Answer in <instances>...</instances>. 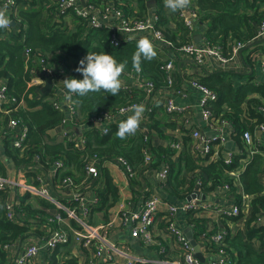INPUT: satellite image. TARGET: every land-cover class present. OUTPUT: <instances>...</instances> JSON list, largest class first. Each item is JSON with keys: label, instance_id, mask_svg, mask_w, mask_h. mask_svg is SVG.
I'll use <instances>...</instances> for the list:
<instances>
[{"label": "built area", "instance_id": "2783aa9c", "mask_svg": "<svg viewBox=\"0 0 264 264\" xmlns=\"http://www.w3.org/2000/svg\"><path fill=\"white\" fill-rule=\"evenodd\" d=\"M0 1L2 8L6 7L7 11L13 12L16 10V0ZM48 8L51 9L50 11L53 14L54 21H57L60 17L73 14L88 29L107 30L109 34L108 43L112 48H120L125 43H137L141 37H147L155 46L157 54L162 57L163 65L161 69L165 74V88L163 91L158 89L152 81L146 79L142 71L137 72L134 69L125 70L120 77L122 80L121 90L128 96V101L120 106L105 108L98 113L92 114L87 120L89 126L94 128V130L97 129L101 134H107L112 125L118 126L120 119H125L128 115L132 114L130 108L133 104H143L145 106L146 111L143 114L142 120L152 114L154 108L165 112L171 120H186L190 113V108L175 104L171 95H185L179 89L178 85L180 82L182 83L189 79L191 80V84L202 92L200 108L205 124H203L204 130H191L194 148L198 154L207 158L210 163L218 160L219 152L228 138L225 130L227 127H232V124L223 114L218 116L215 113L213 104L218 101L216 93L200 83V74L192 77L188 75L183 70L182 62H189L196 70L209 64L210 67H207V69L212 70V72L217 70L227 71L231 64L230 62L240 56L246 44L240 41L230 42L228 44L229 52L226 55L223 53L222 45L218 43H208L206 41L204 46H198L194 42V35L192 33H189L187 39L181 44H175L168 41L161 28H159L160 18L157 14H147L144 16L127 14L122 7L109 5L108 0L98 2L89 0H80V2L77 0H51ZM173 16L176 21L182 22L191 32L194 30L192 20L199 21L200 18L195 5L193 7L189 5L186 9L173 13ZM12 23L14 25L4 30L7 32L13 31L14 33L19 32V24L13 20ZM254 32V42L264 39V19L257 25ZM23 61L29 74L27 87L28 89H32L34 94L32 100L42 99L41 88L44 86L46 78L51 80L53 89V83H57L66 74V64L57 61L55 66L48 67L44 56L32 51L30 48L24 49ZM257 85L259 84L257 83ZM31 94L28 95V98H30ZM52 106L55 110L63 112V107L60 103L52 101ZM25 108L26 103L24 98L9 96L7 93V84L3 83L0 85V145L5 148V143H7L9 149L18 151L19 158L29 156L31 159L30 164L25 162L17 165L14 162L18 168L17 174L22 173L21 170H23L24 175L30 181L29 183L20 179L18 180L15 175L0 174V193H3V191H9L10 193L4 202L6 219L14 224L23 226H26L27 222L31 223L30 233L20 243L17 241L3 246V250L8 257L6 264H30L36 259L39 247L33 243H25L21 255L14 261H10L12 248L17 249L21 247L26 238L32 237L44 238L45 247L52 253L51 262L55 260L57 264H63L65 260L73 258L69 256L62 261L60 260V254L58 252L57 255L53 256L57 250L67 246L70 241L74 245H78L80 251L87 259V264H100L99 259L105 253L119 256L123 261L122 264H149L150 260L146 258L142 259L130 253L128 245L110 241L108 234L113 229L114 224L117 223L120 227L128 228L134 240L142 236L145 243H150L151 235L156 226L158 214L160 213V205L163 204V201L156 196H143L138 212L132 213L129 209H122L114 220L111 219L99 226H91L89 223V210L83 208L82 213H78L82 197L79 194H75V189L78 186L86 187L88 185H84V183L88 179L93 181L94 178H97L100 169L108 163V159L100 161L96 156H85L83 158L85 161L84 183L76 184L71 176H62L67 171V168L61 159L54 160L50 164L49 158L44 154L43 144L39 146H29L27 144L28 128L22 119L17 117V111ZM67 108L71 112L76 110L73 104L72 106L67 105ZM122 109L124 110L123 112L121 111ZM63 118L59 122L63 138H65V141L71 142L77 150L84 151L86 144L85 136L80 135L74 138L73 131H70L66 127L68 120ZM105 129H107V133H105ZM256 129L264 133V123L256 125ZM205 130L214 131L216 136L208 139ZM242 137L245 152L252 156L256 153V148L252 145L250 134L245 131ZM148 140V131L144 129L145 143ZM168 144L174 150L179 148L176 141H169ZM149 153L150 151L146 147L144 150V164L146 168L149 167L151 161ZM227 155L223 163L226 166H231L233 164V156L230 152H227ZM0 161L2 160L0 159ZM110 162L122 171L128 182L133 181L136 177V172L133 171L130 164L124 158L117 157L112 160L110 159ZM49 164L54 169L56 175H59L57 188L62 192L71 194V197L66 199L67 206H63L59 198H51L48 195L45 185H50L51 182L46 177L45 167ZM203 166L204 164L197 168L194 189L179 207L185 215H194L198 218L208 215L210 212L222 210L198 198H190L188 200L192 195L200 191L202 193V190H204L203 181L199 176ZM168 174L169 169L166 167L159 173V177L162 180H166ZM230 174L232 177H235L232 185L224 183L215 186H222L226 191H229L234 186L239 187L238 174L235 172H231ZM35 183H38V185ZM207 186H211V183H208ZM26 193L30 195V200L32 198H39L47 202L48 205L53 204L57 209H63L66 219L69 220L68 223L65 224L66 219L61 214H47L49 216L47 223L53 225V227H49L39 223L38 216H33V219H29L24 213L17 212L20 206V199ZM98 204V199L96 198L92 206L97 207ZM166 207L167 212L164 215L163 229L168 241L175 244V249L178 250V257L172 260L168 257L170 254L167 253L164 244L158 242L160 245L156 253L160 257L157 261L158 264H201L194 256V249L184 234V231L175 224L174 217L178 207L172 204H166ZM222 214L227 217H237L239 215V209L235 206L232 210L223 209ZM263 216L264 206L254 223L256 224V221ZM72 220H75L76 223ZM205 224L207 230L201 233V238L207 243V247L214 252L216 246L218 253V255L215 253L217 257L211 259L208 264H231V260L225 253V239L228 232L224 227L218 229L211 221H206ZM41 229L47 232V236L43 235ZM210 232H212L210 238L215 245H212L207 239V234Z\"/></svg>", "mask_w": 264, "mask_h": 264}, {"label": "trees", "instance_id": "16d2710c", "mask_svg": "<svg viewBox=\"0 0 264 264\" xmlns=\"http://www.w3.org/2000/svg\"><path fill=\"white\" fill-rule=\"evenodd\" d=\"M29 1L30 4L35 3V0ZM155 2L157 7L155 13L160 18L158 26L168 41L181 44L187 39L189 33L194 34V31H189L182 22L176 21L174 16L171 21L175 23V27L171 28V21L168 12L165 10L164 0H155ZM241 2L243 8H248L255 1L196 0V8L200 16L199 22L201 25H207V29L204 31L205 40L210 41V43L221 44L224 55L229 52L228 44L230 42L240 41L246 44L245 47L253 43L254 31L264 19V12H254L252 15L241 13L243 11L238 9ZM15 3L17 7L28 3V0H16ZM0 8H2L1 3ZM122 9L128 14L125 6ZM50 10V8L46 9L47 16L45 20L42 18L41 11L27 12L20 10L17 15L7 11L8 16L19 24V32H7L0 29V81L5 80L7 82L9 96L24 98L26 108L19 109L17 117H20L28 128L27 144L29 146L43 144L44 154L49 158V163L61 159L67 168L62 176H71L76 184L81 183L85 176V161L83 159L85 156H96L100 161L122 157L130 164L136 174H140L144 169H149L151 166L157 168L163 161V164L167 165L169 169V176L165 184L167 193H162V197L169 202L174 201V199L184 201L194 189L195 172L198 167L190 156L184 154L174 162L173 155L176 152L169 144L166 145V149L160 147L157 151V149L150 146L149 140L145 143L144 129L148 128L150 132L158 133L157 122H153L156 108H154L152 114L146 117V121L141 120L140 130L134 136H129L124 140L116 136L117 126L112 125L107 134H101L96 129L86 135L84 151L74 148L71 142H55L52 130L59 124L65 113L53 108L52 101L46 99L48 95H42V99L39 100L28 98L33 90L26 88L29 74L23 61L24 49L30 48L32 51L43 55L48 67L53 66L57 61L66 64V74L69 77L82 79V75L75 72V69L82 58L93 52H104L112 55L118 63L126 64L125 70L133 69L131 57L136 51V43H125L120 48H112L108 43L109 34L107 30L88 29L81 20L70 15L73 20V27L71 28L73 30H71L64 25L66 16L54 21ZM147 10L146 4L141 2L138 15L146 14ZM253 23L256 24L255 27L254 25L251 26ZM261 46L257 45L253 48H260ZM244 64L251 68L254 65L250 58L244 61ZM162 65V58L157 55L151 61H143L141 71L146 79L152 81L158 89L163 91L165 88V74L161 69ZM205 74L206 76L200 77V83L216 93L218 101L213 104L215 113L218 116L223 114L231 122L232 139L239 150L242 147L244 149L243 133L245 131L252 132L254 126L264 122L262 112L264 103L260 101L261 98L264 99V84L257 85L253 78H245L242 74L223 70ZM243 82L246 85H243ZM238 83L240 84L238 85ZM127 101L128 96L122 90L115 97L107 92L100 91L89 93L83 97L74 95L72 104L79 114L88 118L102 109L114 108L125 104ZM159 136L162 137V134ZM146 147L149 149L151 156L148 168L144 164V150ZM5 150L17 165L25 162L30 164L31 159L29 156L19 158L18 151L9 149L7 143H5ZM247 155L245 152L236 155L231 166L224 165L223 160L220 158L206 167L203 166L199 176L203 181L204 190L210 191L215 185L224 183L232 185L235 177H232L230 173L235 172L238 174L244 193L251 199L252 212L250 219L246 222V240L240 234L232 237L231 232L228 230L229 233L225 239V251L231 259V264H264V226L256 227L254 224L264 206V191L261 182L262 174H264V146L258 147L257 153L252 155L249 163L242 171L241 162L248 161ZM222 159L224 158L222 157ZM50 164L46 165L45 168L51 167ZM176 165L177 170H179L178 166H182L186 174L191 175L189 182L177 180L173 174L176 173ZM0 174H5L1 161ZM100 174H102L104 189L98 191L96 197L99 204L95 210L107 212L116 204L119 194L111 177L103 168L100 169ZM208 183H211V186H207ZM35 184L38 185V183ZM129 184L130 187L136 188V177ZM9 194V191L0 193V264H6L8 260L3 246L27 237L31 227V223L28 222L26 226H23L6 219L4 202ZM231 195L234 197L237 206L240 207V200L237 197L235 188H232ZM29 200L30 195L26 193L20 199L17 212L24 213L29 219L38 216L39 223L53 227V225L47 223L49 217L47 213L33 205ZM36 202L42 207L49 206L41 200H36ZM239 217H230V220L236 223ZM186 218L190 224H194L193 231L196 228L198 234L204 231L206 221L194 215H186ZM72 224L74 223L72 222ZM198 234H194L195 240H198ZM247 241H250V243ZM55 255H57V251L53 254V256ZM63 264L78 263L75 259L70 258L65 260Z\"/></svg>", "mask_w": 264, "mask_h": 264}, {"label": "crops", "instance_id": "0c3cea01", "mask_svg": "<svg viewBox=\"0 0 264 264\" xmlns=\"http://www.w3.org/2000/svg\"><path fill=\"white\" fill-rule=\"evenodd\" d=\"M27 1V0H26ZM80 2V0H77ZM92 2H98L101 0H89ZM148 0H108L109 5L115 6V7H123L125 6L127 8V12L129 14H139L140 13V3L144 2L146 4V8L148 9L146 14H157L155 13L157 10V7L148 8L147 6ZM155 2V0H153ZM252 1V0H251ZM255 1L252 3V5H249L248 8H243V3H240V6H238V9L240 11L242 10L244 14L252 15L254 12H264V0H253ZM1 3V1H0ZM117 3V5H116ZM156 3V2H155ZM51 4V0H35L34 4H30V1L28 0V3L24 5H18L16 7V10L13 11V15H17V13L20 10H24L27 12H36L41 11L43 20L46 19L47 13L46 9H49L48 6ZM251 4V2H250ZM196 5V0H191L190 6L193 7ZM165 10L168 12V17L171 21L173 17V13L170 12L169 9L165 7ZM145 13V12H144ZM240 13V12H239ZM10 15V14H9ZM69 14L64 18V25L71 29L73 27V20L70 17ZM75 16V15H73ZM76 17V16H75ZM192 24L194 27V38L198 40L195 42L198 46H204L206 44V40L204 38V31L207 29V25L200 24L199 21L192 20ZM256 26L255 23L251 24V26ZM170 27L174 28L175 23L173 21L170 22ZM73 30V29H71ZM197 31V32H196ZM208 42V41H207ZM210 43V41L208 42ZM247 47V46H246ZM245 47V48H246ZM242 50L240 53V56L237 59H234L231 61L229 68L227 69L228 72H234L244 75L245 78L249 77L250 79L253 78L255 83L257 84H264V71H263V63H264V44L260 48H249ZM255 50V51H254ZM160 56L159 54H157ZM161 57V56H160ZM162 58V57H161ZM248 58L254 63L253 68L248 66L247 64H244V61H246ZM246 59V60H245ZM262 63V64H261ZM56 65V62L54 66ZM183 70L190 75L191 77L200 74L201 77L206 76L205 73L209 72L211 73L212 70H208L207 67H210L209 64H206L204 67H200L199 70H196L193 65H191L187 61L182 62ZM211 71V72H210ZM214 72V71H213ZM65 78H69V75L65 74L64 77H62L57 83H53V89L51 92H49L48 97L46 98L49 101L58 102L63 107V112L65 113L63 119H67V128L70 131H73L74 138H77L80 135H88L90 134L94 128L89 126L87 124L88 118L83 116L82 114H79L77 110H74L73 112L70 111L69 108H67V105L72 106V102H66L65 92L66 89L64 88V85L61 83ZM73 78V77H72ZM244 81V80H242ZM247 81V80H245ZM3 83L7 84L5 80L0 81V85ZM240 83H238L239 85ZM243 85H246L244 82ZM179 89L185 93V95H178V94H172L171 97L175 104L179 106H187L190 108V113L187 116L186 120L179 119L177 121L171 120L168 115L165 114L162 110L158 109L155 111V117L153 118V122H157V129L158 133H155L154 131H149L147 128V131L149 133V144L153 149L158 148H165L167 147L169 141H176L179 145V148L175 150L176 154L173 155V161L176 162L178 158L182 154L190 156L191 159L195 162L197 167H201V165L204 164V166L210 165V162L207 160V158L202 157L200 154H198L194 148L193 139L191 137V130L192 129H200L204 130V122L201 115V108H200V100L202 97V92L198 89H196L192 84L191 80L187 79L184 82L179 83ZM28 88V87H26ZM44 95V94H43ZM34 97V94L32 93L30 95V98L32 99ZM261 103H264V99H260ZM264 114V110H262ZM124 119H120L118 121V124L120 121ZM143 121H146L144 119ZM264 123V122H263ZM204 124V125H203ZM206 134L208 136V139L214 138L216 136V133L212 130H205ZM232 127H227L225 130L226 135H228V138L225 142L228 143L229 141L232 142V146L230 151L226 149L225 144L223 148L219 152L218 159L221 158V160H224L227 158V152H230L234 157L236 155L243 154L244 149L243 147L239 150L236 146V143L232 139ZM250 133V140L252 142V145L254 148H256V153L258 150V147L264 146V133L258 131L256 129V126H254L253 131ZM162 134V137L159 136ZM52 136L55 137L56 143H61L65 141V138H63L61 133V126L60 123L52 130ZM166 149V148H165ZM245 154H248L245 152ZM254 155V154H253ZM248 156V161H242L241 162V169L244 170L245 166L249 163L251 155ZM157 157V156H156ZM222 157L224 159H222ZM0 159L2 160V165L4 167V172L7 175L10 176H16L17 179L26 181L29 183L27 176L24 175L23 170H21L22 173L17 174V166H15V163L13 159L8 155L7 151L3 146L0 145ZM178 163V162H177ZM167 165L163 164V161L160 163V165L157 168L150 167L149 169H144L140 174H136V182L137 186L136 188L130 187V184L122 171L113 165L110 162V159H108V163L105 164V167L103 169L105 172L109 174L111 177L112 182L114 183V186L118 189L119 198L116 204L109 209L107 212L98 211L96 207L92 206V203L97 198L98 191L104 189V183L103 178H101L100 172L99 177L94 178L93 181L88 179L84 185H88L86 187L78 186L75 189V194H79L82 197V200L79 205L78 213H82L83 208H87L89 210V220L91 226H99L101 224L106 223L109 220H114L119 215V212L123 210L129 209L130 212L135 213L138 212L140 209V203L141 198L143 196H156L160 198L163 201V204L160 205V213L158 214V220L156 223V226L154 227V230L151 235V242L145 243L143 241V237H139L136 240H134L131 235L128 228H123L118 226L117 223L114 224L113 229L109 231L108 239L114 243H120V244H126L130 248L129 251L132 254H135L139 256L140 258L148 259L150 260L149 264H158L159 256L156 254L157 249L160 246L159 243H163L167 253L170 255L172 260L176 259L178 257L177 249H175V244L170 243L167 239V235L164 232V215L167 212L166 204H172L176 207H178V210L175 214L174 221L178 228L182 229L183 231L186 228H191L192 238H194V234H198L197 228L193 231L192 228L195 227L194 224H190L189 220L186 218L185 213L179 208L183 201H178V199H174V201L169 202L166 199L162 197V193L166 192L165 184L167 183L168 176L166 180H162L159 177V173L166 168ZM176 165V173H173L174 176L179 181H187L189 182L191 175L186 174L182 166ZM46 170V177L51 182L50 185H45L48 195L51 198H59L60 203L63 206H67L66 199L71 197V194L62 192L59 188H57L58 183V177L56 173L54 172V169L52 167H48ZM241 171V172H242ZM85 178V176H84ZM262 187L264 191V174H262ZM240 183V182H239ZM80 184V183H79ZM232 188L236 189L237 197H239L240 200V207L237 206V203L234 199V197L231 195ZM199 194H202L205 196V199L202 200L204 202H208L211 205L216 206L217 209H222L221 211H213L210 212L208 215L202 216L201 219L204 221H211L213 225L217 226L218 229H224L228 232V230L231 232L232 237L234 235L240 234L243 239L246 240V222L251 217L252 212V206H251V199L248 195H246L243 191V186L240 183L239 187L234 186L231 187L229 191H226L222 186H214V188L210 189V191L202 190L198 192ZM247 196V197H246ZM36 200H41L39 198H32L29 200L33 205L39 207L40 209L44 210L47 214H61L66 219L65 211L63 209L59 210L55 207V205H49L47 207L40 206ZM42 201V200H41ZM44 202V201H43ZM47 204V202H44ZM48 205V204H47ZM237 207L239 209V215L238 220L236 223L232 222L230 220V217L224 216L222 214L223 209L225 210H232L233 208ZM59 212V213H58ZM237 216V217H238ZM68 219L65 220V224L68 223ZM76 223L75 220H72ZM255 224V223H254ZM256 227L264 226V216L261 217L258 221H256L255 224ZM39 228H41L39 226ZM204 230H207L204 224ZM43 231V235L47 236V232ZM229 233V232H228ZM210 235H212V232L207 234V239L211 242L212 245H215L214 242H212ZM198 240H195L197 245L199 246L200 252L203 256L204 262L201 264H208L211 259L216 258L218 253L216 246L214 248L215 252L207 247V243L201 238V233L197 235ZM44 239V238H43ZM41 238H26L25 242L22 244L21 247L15 249L12 248L11 250V260L14 261L17 257H19L23 251V246L25 243H33L39 247L38 256L36 259L31 262L30 264H57V262L54 260V262H51V256L52 253L45 247L44 240ZM22 240V239H21ZM21 240H18V243H20ZM250 243V241H247ZM57 252L60 254V260L64 261L69 256H72L73 259L77 261L78 264H87V259L84 256V254L80 251L78 245H74L71 241L68 243L67 246L63 247L60 250H57ZM217 253V255L215 254ZM227 257L230 259L228 253L225 251ZM87 256V255H86ZM90 256V255H89ZM110 256V257H108ZM231 260V259H230ZM102 261V263H101ZM100 264H122V259L115 254H103L99 259ZM147 264V263H145Z\"/></svg>", "mask_w": 264, "mask_h": 264}, {"label": "clouds", "instance_id": "9594fccd", "mask_svg": "<svg viewBox=\"0 0 264 264\" xmlns=\"http://www.w3.org/2000/svg\"><path fill=\"white\" fill-rule=\"evenodd\" d=\"M190 3L191 0H164V6L172 13L186 9ZM11 25L12 20L7 14V8H0V29H8ZM156 57L157 51L152 41L147 37H141L137 41L136 51L131 57L132 68L140 72L143 61H151ZM125 67V63H118L112 55L104 52L88 53L78 62V67L75 69V72L81 74L83 78L69 77L61 82L66 89L65 101L73 102V95L83 97L89 93L100 91L107 92L113 97L117 96L122 88L120 77L124 73ZM130 111L132 114L120 121L117 126L116 136L121 140L134 136L140 130V123L146 108L143 104H133ZM105 133H107V129H105Z\"/></svg>", "mask_w": 264, "mask_h": 264}, {"label": "water", "instance_id": "95a60500", "mask_svg": "<svg viewBox=\"0 0 264 264\" xmlns=\"http://www.w3.org/2000/svg\"><path fill=\"white\" fill-rule=\"evenodd\" d=\"M147 6H148V8H153L156 6V3L153 0H148ZM12 25H14V23H12ZM197 41L198 40H196V38H194V42H197ZM262 44H264V39H260L258 41H255V42L249 44L245 49L253 48L257 45H262ZM51 90H52L51 80L49 78H46L45 82H44V86L41 88V93L44 95H47V94H49V92H51ZM231 146H232L231 141H229L228 143L225 144L226 149L229 151L231 149ZM190 198H192V199L198 198L200 200H204L205 196L202 194L196 193V194L192 195L191 197H189L188 200ZM184 234L186 235L187 239L190 241V244L192 245V247L194 249V256L199 260L200 263H203L204 259H203L201 252H200L199 246L197 245L195 240L192 238L191 228H186L184 230Z\"/></svg>", "mask_w": 264, "mask_h": 264}, {"label": "rangeland", "instance_id": "374dc122", "mask_svg": "<svg viewBox=\"0 0 264 264\" xmlns=\"http://www.w3.org/2000/svg\"><path fill=\"white\" fill-rule=\"evenodd\" d=\"M196 6V5H195ZM201 218V217H200Z\"/></svg>", "mask_w": 264, "mask_h": 264}]
</instances>
